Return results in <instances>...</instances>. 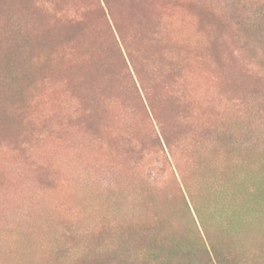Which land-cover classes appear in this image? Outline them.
Listing matches in <instances>:
<instances>
[{
	"label": "rangeland",
	"instance_id": "rangeland-1",
	"mask_svg": "<svg viewBox=\"0 0 264 264\" xmlns=\"http://www.w3.org/2000/svg\"><path fill=\"white\" fill-rule=\"evenodd\" d=\"M20 1L0 12L23 50L0 53V264H264V0H153L142 23L22 0L56 30L41 47ZM88 28L96 46L71 39Z\"/></svg>",
	"mask_w": 264,
	"mask_h": 264
},
{
	"label": "trees",
	"instance_id": "trees-1",
	"mask_svg": "<svg viewBox=\"0 0 264 264\" xmlns=\"http://www.w3.org/2000/svg\"><path fill=\"white\" fill-rule=\"evenodd\" d=\"M153 0H102L105 7L108 10L109 16H114V10L118 9L122 14L129 17H134V19L140 21L141 23L143 21L147 20V13L145 8L152 5ZM14 4V0H0V12L2 9L5 8V6H10ZM20 4L22 5L23 9L20 13L23 15L25 21H26V27H27V35L29 36V39L33 41L35 45L38 47L43 46L44 44H51L54 43L57 38H54L53 33L56 32L55 29H51L46 22L43 19L42 15H39L37 13L30 14V16L26 13V7L27 4L24 5L22 0L20 1ZM29 12V11H28ZM5 16V14L0 15V20ZM10 25H8L9 28ZM71 39L82 45V46H96V42H94V31L91 28H88L86 32L78 33L74 37H71ZM92 44V45H90ZM6 51H23L20 49V47L17 44L9 45L3 42V32H0V53H4ZM98 61L96 62L97 66ZM87 70L90 72L91 67L86 65H78V66H72L69 71L79 74L80 81L82 82L85 78V73L87 75ZM90 78H87L84 81V85L86 86L88 82L90 81ZM89 86V85H88ZM18 91V90H17ZM214 256V255H213Z\"/></svg>",
	"mask_w": 264,
	"mask_h": 264
}]
</instances>
